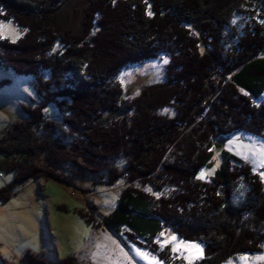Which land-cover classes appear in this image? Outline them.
<instances>
[{
    "label": "trees",
    "instance_id": "1",
    "mask_svg": "<svg viewBox=\"0 0 264 264\" xmlns=\"http://www.w3.org/2000/svg\"><path fill=\"white\" fill-rule=\"evenodd\" d=\"M68 1L0 0V22L21 33L14 43L0 37V72L32 77L41 100L21 105L23 117L0 137V173L12 174L0 204L31 180L65 182L60 169L70 165L72 176L129 183L109 215L95 206L76 213L163 264H186L159 245L165 231L202 246L193 264L264 253L259 174L222 150L213 176L198 178L213 139L242 132L264 140V0H87L74 32L57 20ZM161 55L164 81L125 94L121 71ZM8 85L0 80V89ZM19 264L77 260L26 251Z\"/></svg>",
    "mask_w": 264,
    "mask_h": 264
},
{
    "label": "rangeland",
    "instance_id": "2",
    "mask_svg": "<svg viewBox=\"0 0 264 264\" xmlns=\"http://www.w3.org/2000/svg\"><path fill=\"white\" fill-rule=\"evenodd\" d=\"M86 3L87 0H69L59 9L57 20L63 30L74 32L80 29ZM232 21L243 23L239 16H234ZM20 36V31L10 22H0L1 38L14 43ZM167 61V58L161 55L155 60L123 69L118 75V81L125 94L127 92L128 96L133 97L143 87L158 81L163 82ZM1 79L7 80L9 85L0 89V137L12 122L23 117L21 105L41 103L35 92L32 77L17 76L10 71H4L0 72ZM55 112L51 105L44 108L45 116L50 120L57 118ZM161 113L173 115L169 109H164ZM212 146L210 165L198 171L199 179L207 181L213 176L222 162L223 150L249 164L264 182V140L250 133L237 132L213 139ZM73 170L70 165L64 166L60 173L65 177V182L43 180V184L38 183L39 187L42 185L40 189L35 182H27L16 189L8 202L0 204L5 209L0 221L3 222L6 217L10 219L7 230L12 238L20 237L19 231L28 235L33 230L41 233L49 245L53 263L72 256L77 260V264H163L156 256L127 242L125 238L122 239L123 243L107 230H92L76 213L79 210L88 212V207L95 206L100 215H109L116 206L119 192L129 183L124 180L109 186L105 182L101 183L97 175L72 176ZM11 177L10 173H0V187L10 183ZM95 216L98 218V214ZM7 241H10L8 236L0 232V244L4 245ZM157 241L162 247L170 246V251L186 264H193L204 256L199 243L179 239L170 231L163 232ZM188 245L197 247H185ZM262 258L264 253L242 254L224 264H264ZM6 263L19 264V261Z\"/></svg>",
    "mask_w": 264,
    "mask_h": 264
},
{
    "label": "crops",
    "instance_id": "3",
    "mask_svg": "<svg viewBox=\"0 0 264 264\" xmlns=\"http://www.w3.org/2000/svg\"><path fill=\"white\" fill-rule=\"evenodd\" d=\"M43 180L45 181L48 179L37 178L36 180L34 179V181H30L28 183L35 182L37 184V187L40 189L42 185L41 187H39L38 183L40 182V184H43L42 183ZM102 181L101 183H103ZM4 214H5V209L0 206V216H3ZM9 220L10 219L6 217L3 222L0 221V232H3L5 235H7L10 240L9 243L7 241V243L4 245L0 244V258H2L6 262L18 263L22 254L25 253L26 251H30L35 254H40L48 261L53 262L51 260L52 255L50 254L49 251V245L46 244V241L44 240L41 233L38 234L33 230V232H31V234L28 235V233H23L19 231V233L21 234L20 237L12 238V235L9 234L7 230L8 226H10L8 224ZM14 224L16 225V223Z\"/></svg>",
    "mask_w": 264,
    "mask_h": 264
},
{
    "label": "snow or ice",
    "instance_id": "4",
    "mask_svg": "<svg viewBox=\"0 0 264 264\" xmlns=\"http://www.w3.org/2000/svg\"><path fill=\"white\" fill-rule=\"evenodd\" d=\"M165 62H166V61H165ZM203 175H204V174L201 175V178H203ZM172 239L174 240L175 237H172ZM185 247L196 248L197 246H196V245H188V246H185ZM175 250H176V249L174 248L173 251H175ZM262 259H264V258H262Z\"/></svg>",
    "mask_w": 264,
    "mask_h": 264
}]
</instances>
